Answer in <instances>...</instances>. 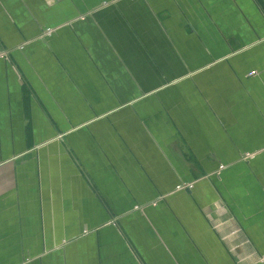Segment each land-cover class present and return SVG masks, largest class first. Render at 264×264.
Wrapping results in <instances>:
<instances>
[{
  "label": "crops",
  "instance_id": "1",
  "mask_svg": "<svg viewBox=\"0 0 264 264\" xmlns=\"http://www.w3.org/2000/svg\"><path fill=\"white\" fill-rule=\"evenodd\" d=\"M0 264H264V0H0Z\"/></svg>",
  "mask_w": 264,
  "mask_h": 264
},
{
  "label": "built area",
  "instance_id": "2",
  "mask_svg": "<svg viewBox=\"0 0 264 264\" xmlns=\"http://www.w3.org/2000/svg\"><path fill=\"white\" fill-rule=\"evenodd\" d=\"M52 33V30L51 29H48L47 31H46V34H48V35H50ZM1 56L3 57L4 56V54H1ZM250 74H253V72H251ZM224 167V165H221L220 166V168H223ZM193 186V184L192 183H181V184H179L178 186H177V188L178 189H183V188H187V189H189V188H191Z\"/></svg>",
  "mask_w": 264,
  "mask_h": 264
}]
</instances>
